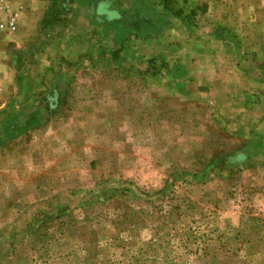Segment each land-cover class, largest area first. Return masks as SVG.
Masks as SVG:
<instances>
[{
  "label": "rangeland",
  "instance_id": "rangeland-1",
  "mask_svg": "<svg viewBox=\"0 0 264 264\" xmlns=\"http://www.w3.org/2000/svg\"><path fill=\"white\" fill-rule=\"evenodd\" d=\"M189 36L188 56L63 57L55 88L44 39L20 52L44 113L0 129V264H264V94L225 60L187 75Z\"/></svg>",
  "mask_w": 264,
  "mask_h": 264
},
{
  "label": "crops",
  "instance_id": "crops-1",
  "mask_svg": "<svg viewBox=\"0 0 264 264\" xmlns=\"http://www.w3.org/2000/svg\"><path fill=\"white\" fill-rule=\"evenodd\" d=\"M185 1L184 12L178 16L164 0H22L17 31L0 30V129L41 120L44 106L23 84L30 71L20 52L38 48L42 39L46 48L36 54L38 62L32 71L46 73L50 88L67 77V70L57 71L61 65L57 60L63 57L72 62L92 52L96 57L107 54L121 63H137L158 53L167 57L170 51L171 57L188 56L185 37L193 34L191 41L196 45L191 44V57L199 60L185 71L187 75L199 66L225 60L241 80L256 83L261 88L257 91L264 94V0ZM123 2L127 5H121ZM54 5L66 9L60 11L57 21L47 24ZM200 6L206 8L203 16L210 28L203 36L196 21L202 14ZM191 10L199 12L193 19L187 18ZM194 29H200L196 37ZM201 48L204 57L198 52ZM252 68L258 70L256 74Z\"/></svg>",
  "mask_w": 264,
  "mask_h": 264
},
{
  "label": "built area",
  "instance_id": "built-area-1",
  "mask_svg": "<svg viewBox=\"0 0 264 264\" xmlns=\"http://www.w3.org/2000/svg\"><path fill=\"white\" fill-rule=\"evenodd\" d=\"M22 0H0V30L7 33L18 29Z\"/></svg>",
  "mask_w": 264,
  "mask_h": 264
},
{
  "label": "trees",
  "instance_id": "trees-1",
  "mask_svg": "<svg viewBox=\"0 0 264 264\" xmlns=\"http://www.w3.org/2000/svg\"><path fill=\"white\" fill-rule=\"evenodd\" d=\"M164 1H165L166 5L168 6V8L173 10L174 14L178 15V16L182 15V13L184 12V8L183 7L187 5V1H185V0H182V1L180 0L181 3H180L179 0L178 1H176V0H164ZM180 4H182V5L180 6ZM196 10L195 11L191 10L189 12V16L187 18L193 19V16H197L199 12L196 11ZM198 10L200 11V13L203 14V11L205 12L206 8L204 9V7H201V8H198ZM60 11H62V10H60V7H57V6L54 5L53 9L50 11V15L52 17L50 18V20H46V22L50 21L47 24H51V23H54V21H57ZM63 11H65V9Z\"/></svg>",
  "mask_w": 264,
  "mask_h": 264
}]
</instances>
